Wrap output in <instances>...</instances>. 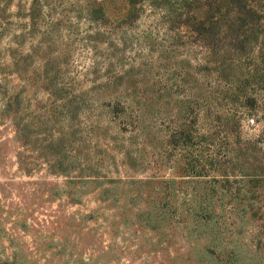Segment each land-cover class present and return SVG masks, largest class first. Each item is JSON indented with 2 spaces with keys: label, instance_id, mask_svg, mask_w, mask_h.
<instances>
[{
  "label": "rangeland",
  "instance_id": "obj_1",
  "mask_svg": "<svg viewBox=\"0 0 264 264\" xmlns=\"http://www.w3.org/2000/svg\"><path fill=\"white\" fill-rule=\"evenodd\" d=\"M31 1H9L12 22L0 40L1 60L10 70L3 75L9 91L19 92L21 100L20 107L0 114V264H215L204 250L212 221L206 226L191 216L173 215L171 206L183 208L190 186L180 176L181 148L168 149V141L173 130L196 127L204 132L218 124H181L188 114L185 98L174 94L166 99L163 91L155 92L157 104L152 115H144L145 124L109 122L111 115L101 102L113 94L103 88L87 93L90 107L78 111L79 117L62 119L59 105L64 97L50 95L37 79L44 64L60 65V78L79 81L76 86L87 89L93 81H103L107 62L86 70L94 42L82 37L94 32L79 10L84 0H48L55 8L42 6L37 29L31 28L27 15ZM150 20L143 15L138 28L128 33L124 59L115 61L114 69L139 64L148 50L141 31ZM156 37L169 43L170 34L162 29ZM9 45L30 53L21 63L25 70L11 66ZM187 45L166 53L157 45L151 52L159 84L174 87L190 79L196 63L187 65L193 56ZM98 48L103 62L107 46ZM141 68L125 80L134 86L131 92L136 89L130 96L134 100L146 86ZM199 76L202 92L208 78ZM258 102L255 110L242 115L241 135L262 138L264 146V91ZM228 198L222 200L226 213L236 204ZM256 222L248 215L237 216L238 231L231 235L226 226L222 234L238 251L239 264H264V244L255 245Z\"/></svg>",
  "mask_w": 264,
  "mask_h": 264
},
{
  "label": "trees",
  "instance_id": "obj_2",
  "mask_svg": "<svg viewBox=\"0 0 264 264\" xmlns=\"http://www.w3.org/2000/svg\"><path fill=\"white\" fill-rule=\"evenodd\" d=\"M9 1L0 0V40L12 22ZM43 5L50 4L48 0L30 3L27 15L32 29H37L39 19L44 15ZM51 7L55 8V5ZM79 10L94 32L92 36L82 37L95 43L92 44L94 55L90 56L86 70L89 72V67L97 69L107 62L102 68L105 78L93 81L90 88H79V81H64L60 78V65L52 68L48 61L39 72L38 81H44L43 86L50 95L64 97L59 105L63 108L59 111L62 119L79 117L78 111L90 107L87 93L103 88L113 94V98L101 102L111 115L109 122L145 124L144 115H152L157 104L155 92L163 91L166 99H171L174 94L185 98L188 114L183 119L186 122L181 124H218L204 132L196 127L171 132L168 149L170 146L174 151L181 148L184 164L180 166L183 173L180 176L187 178L190 186L184 196L183 208L175 205L171 209L177 219L191 216L193 221L206 226L212 221L208 231L210 241L204 250L213 257L215 264H239L238 251L231 246V241L222 238L226 226L231 228L228 230L231 235L238 231L235 230L237 216L248 215L257 221L255 245L264 244V146L262 138L243 137L240 124L244 113L258 107L259 95L264 91V0H84ZM143 15L151 19L148 29L141 31L148 39L146 54L138 59L137 66L114 69L115 61L119 63L124 59L122 50L127 44L128 33L138 28ZM159 29L170 34L168 44L161 42L164 41L162 38L157 40ZM188 42L193 56L188 58L187 65L190 60L196 63L194 72L189 74L190 79H182L174 87L159 84L156 61L151 52L157 45L164 53L166 50L174 52L188 46ZM103 43L107 49H104L102 62L98 57L102 55L98 44ZM109 49L111 56L107 53ZM6 50L13 69L22 71L21 63L27 62L30 53L17 52L10 45ZM2 54L0 46V114L4 115L14 105L20 107L21 100L19 92L11 93L8 89L3 74H9L10 70L8 63L1 60ZM135 67L138 70L142 67L140 76L146 86L140 92L141 97L134 100L130 96L136 89L131 92L130 88L134 86L126 85V76H130ZM200 74L208 78L202 92L199 91ZM201 110L204 114H200ZM24 169L29 171L27 167ZM226 195L236 202L228 207L227 213L222 206ZM227 220L230 221L226 223ZM199 261L204 262L203 259Z\"/></svg>",
  "mask_w": 264,
  "mask_h": 264
}]
</instances>
